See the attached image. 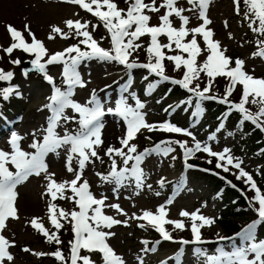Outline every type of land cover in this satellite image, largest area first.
Here are the masks:
<instances>
[{"label": "snow or ice", "instance_id": "obj_1", "mask_svg": "<svg viewBox=\"0 0 264 264\" xmlns=\"http://www.w3.org/2000/svg\"><path fill=\"white\" fill-rule=\"evenodd\" d=\"M65 2L77 5L98 18V24L102 23L110 36L111 47L105 49L100 46V43L92 35V32L97 30L98 24H91L88 21L82 23L80 20H66L65 24L69 30L68 32H63L61 28L54 26L52 32L59 34L63 39H67L73 34L76 37H82V39L77 44L70 45L63 51L51 55L48 54L43 42L35 38L28 25H25V29L32 37L31 43L25 42L19 30L11 25L7 26V31L13 42L7 48L2 49L4 53L11 56L14 49H22L25 53L34 54V59L30 61L32 68L30 70L25 69L23 74L27 76L29 71L38 72L51 85L52 93L48 97L49 102L44 106L50 112V115L47 118V127L43 129L42 139L35 138V131L32 134L33 140L29 147L33 151H25L21 148L20 141L23 140V137L16 132H12L8 140L11 151L0 149V264H4L5 260H13V256L8 249L14 245L2 232L6 228L8 218H18L14 207L17 196L15 190L18 185L26 182L33 175L39 177L43 174L47 181L45 194L50 197L47 211L51 224L59 231L63 227L61 220L67 221L74 234V239L69 242L70 255L67 258L64 257L59 248L51 253L62 264H68V261H70V264H78V261L81 260L83 264H94L88 255H80L81 249L87 250L89 253L97 251L101 253L103 264H125L123 258L115 253L107 241L109 237L115 235L110 231L113 226L128 225L131 219L146 221L165 241L172 240V236L166 231L164 224H172L175 229L184 230L183 220L166 219V206L173 203L172 197H169L165 204L159 205L155 214L150 210H143L142 215L138 216L133 213L131 217L121 221L104 213V208H111L127 216V213L118 203H106L108 199L106 194L102 193L100 198H97L90 190L89 182L83 179L87 164L91 163L93 159H101L99 151L104 145L102 131L105 127L103 117L108 114L119 117L126 126V132L123 137L119 138L121 147L117 148L109 145L104 150V155L111 161L109 171L106 174L96 173V175L100 177L104 184L113 185L112 191L117 195V198L121 188L133 183L136 190L143 189L145 174L141 164L149 154L159 153L167 156L174 151L172 145L177 144L182 149L185 168L190 169L195 166L189 164L188 160L194 153L203 152L209 157L216 158L217 169L228 173L231 166V168L238 170V174H232L236 176L237 180L243 179L249 190L255 193L249 199L248 206L256 213L257 219L249 222L232 236H218L215 241L218 246L214 254L209 255L201 248H196L195 253L205 257L204 264H264V238L258 239L259 226L264 224V193L261 192L253 176L242 167L243 161L232 156L229 148L225 147L219 152L214 151L208 143L199 141L192 131L179 127L170 121L148 123L145 119V113L141 111L145 105L134 92L129 93L135 102L134 106L128 103V96L122 95L115 102L114 108L109 107L107 109H105L95 90L92 91L89 99L84 104L71 98L74 96V89L77 86H86L78 71V67L83 61L96 59L116 62L127 69H147L150 74L159 77L157 81L149 84L148 89H154L160 82L170 81L172 84L179 85L191 93L187 100L180 103L192 104V99L195 97V109L192 116L197 122L204 112L202 101L216 100L218 103L228 106V111L224 114L225 117L234 110L238 111L242 117L241 123L250 121L261 131H264V78H255L247 73L244 70V61L239 58L235 59V66H231L232 60L225 55L226 49H221L220 42L213 39L214 33L208 27L211 21L207 17V9L211 0H187V4L191 6L188 9L178 7L179 0H163L159 7L156 6V0H151V3H145L144 0H125L128 5L126 10L120 9L114 0H65ZM233 4L235 11L239 14L241 0H233ZM243 4L245 6L243 19L248 21V27L254 33L264 36V0H243ZM160 8L166 9L165 13L160 16V24L150 25L151 17L146 14V11L158 13ZM185 11H198V19L202 20V23L189 28L190 19L189 16L183 14ZM173 15L180 21L179 28L173 26L170 19ZM89 29L92 31H89ZM144 35L150 36V43L145 49L148 54V62L139 63L137 60L130 59V57L142 47L137 41ZM161 35L167 36V44H161L158 41V37ZM189 35H191V39L185 42V37ZM198 36L202 37L206 46L205 49H201L197 39ZM54 38L52 35L49 36V39ZM101 39H104V37ZM80 45H84L86 50H82ZM173 45L175 49L186 53L187 57L185 58L181 54L166 56L162 49L173 50ZM256 46L257 51L252 53L253 58L258 56L264 59V40L258 39ZM205 50L208 55L205 61L199 64L197 57ZM165 59L174 62L176 70H179L183 65L182 78L175 79L164 74L163 61ZM10 63L18 66L21 61L17 58L16 60H10ZM53 64L63 65L62 84L66 86L63 90L56 85L54 78L47 72L48 66ZM201 73L206 74L208 83L202 89L199 83L191 86L193 81L200 79ZM13 77L14 73L12 71L5 72L0 69V81L10 82ZM217 77H225L229 81L223 97L211 94L213 83ZM238 84L242 86L241 98L239 102H233L229 100V96ZM124 91L127 92L128 89L125 88ZM12 94L20 95L18 86L10 85L0 89V96L5 101ZM146 94H150V92L146 90ZM248 103L257 105L258 110L253 113L246 107ZM69 108L75 114L74 116L66 114V109ZM169 109H173V106H169ZM169 109H165V111L168 112ZM70 121H74L78 127L74 131H69L65 127L64 134L60 135L57 128L61 126V122L66 124ZM223 127L224 124L221 123L217 131H220ZM141 129H147L149 132L160 130L167 133L183 134L190 137L193 144L189 146L187 141L167 139L160 141L150 149L138 152L136 144L131 142L136 139ZM214 140H216V134L212 133L208 136V141ZM62 148L66 149L65 167L68 172L74 174V178L71 181L57 182L54 178L55 173L48 171L49 165L46 162V157L49 154L58 156L59 150ZM116 157L122 160L123 166H118ZM172 159L174 160L176 157L173 156ZM74 160L76 168H73ZM130 162L131 166L129 167ZM211 162V160H208V163ZM9 165L15 170H11ZM203 171L210 170L203 169ZM213 174L219 176V173ZM226 182L231 187L236 188V185L232 184L231 181ZM159 183L161 187L164 186L163 180ZM147 187L151 189V185H147ZM179 187H182V183L177 185V188ZM69 192L71 195H66ZM136 194L139 195V191ZM159 194V192L156 193V195ZM221 195L222 190L217 193V198ZM242 195L245 194L242 192ZM58 197L73 200L78 210L73 209L71 212H67L64 209H59L57 211V205L53 201ZM245 198L248 199L246 195ZM204 206H207L206 203ZM180 216L189 218L192 221L191 232L193 234L192 241L182 240L180 241L181 244L212 243V241L202 240L200 229L204 226H212L216 218L200 214V209H196L191 213L182 209ZM198 221L199 223H197ZM31 224L46 236L50 243L61 244L56 233L53 232L50 235L43 225L38 222L37 218H33ZM138 226L144 228L145 224L141 223ZM160 242V240L155 241L149 248V242L142 241L145 245L143 251L155 252L156 245ZM226 248L230 250H226ZM24 251H29V249L25 248ZM182 254L183 249L173 257H169V259H174L176 264H180ZM38 255L41 254L38 253ZM137 259L139 264H144L142 257H137ZM161 264H167V261H161Z\"/></svg>", "mask_w": 264, "mask_h": 264}, {"label": "rangeland", "instance_id": "obj_2", "mask_svg": "<svg viewBox=\"0 0 264 264\" xmlns=\"http://www.w3.org/2000/svg\"><path fill=\"white\" fill-rule=\"evenodd\" d=\"M114 2L120 9L126 10L128 7L125 0H114ZM144 2L151 3V0H144ZM162 2L163 0H156V6L159 7ZM177 6L185 9L191 7L187 4V0H179ZM165 11L166 9L164 8H160L158 13L146 11V14L151 17L149 21L150 25H159L160 16ZM244 11L243 0H241L239 14L235 11L233 0H211L207 9V17L211 21L208 27L214 33L213 39L220 42L221 49H226L225 55L231 58V66L234 67L235 59L239 58L244 61V70L247 73L255 78H264V59L258 56L253 58L252 56V53L257 51L256 41L258 39L264 40V36L254 33L248 27V21L243 19ZM183 14L189 16V28L196 27L202 23V20L198 19V11H185ZM68 19L74 21L80 20L82 23L88 21L91 24H98V18L77 5L65 2V0H0V69L5 72L12 71L14 73V77L10 82L0 81V89L14 85L18 86L20 93L19 96L15 94L11 96L13 99L19 100L15 109L0 116V120H3L2 117L7 119L5 122H0V149L11 151L8 140L11 133L16 132L23 137V140L20 141L21 148L25 151H33L29 147L33 140L32 134L35 131V138L42 139L43 129L47 127V109L44 106L49 102L48 97L52 93L51 85L44 79L28 75L24 76L21 70V64L32 60L34 54L25 53L22 49H14L11 56L4 53L2 49L7 48L13 42L7 31V26L11 25L19 30L25 42L31 43L32 37L25 29V25H28L31 32L34 33L35 38L43 42L48 54L51 55L55 52L63 51L70 45L77 44L82 39V37H76L74 34L70 35L67 39H63L59 34L52 32L54 26H58L63 32H68L69 30L65 24V21ZM170 19L173 26L179 28V19L174 15ZM89 31L92 30L89 29ZM50 35L55 38L49 39ZM92 35L100 43L101 47L105 49L111 47L110 36L102 23L98 24L97 30L92 32ZM102 37L104 39H101ZM190 39L191 35L185 37V42ZM197 39L201 49H205L206 46L202 37L198 36ZM158 41L161 44H167V36H159ZM137 42L142 47L133 53L130 59L137 60L139 63H147L148 54L145 49L150 43V36L144 35ZM80 47L82 50H86L84 45H80ZM162 51L165 52L166 56L181 54L185 58L187 57L186 53L175 49L174 45L173 50L162 49ZM207 55V51H203L197 57V62L202 64ZM17 58L21 61L18 66L10 63V60H16ZM163 66L165 75L176 79L182 78L184 73L183 65H181L179 70H176L174 62L165 59ZM62 70V64L49 65L47 68L48 74L54 78L56 85L60 86L63 90L66 86L62 84ZM78 71L86 86H77L74 89L75 94L71 97L74 101L84 104L89 99L92 91L95 90L97 96L103 102L105 109L109 107L114 108L115 102L122 95L128 96V103L134 106L135 102L129 95V93L134 92L145 105L141 111L145 113V119L148 123L170 121L179 127L192 131L199 141L208 143L214 151L219 152L225 147L229 148L232 156L238 157L243 161L242 167L253 176L258 187L261 185L260 190L264 193V184H262L258 174L260 161L245 154L235 142L234 136L232 134L229 135L231 132H227L223 128L217 131V128L213 126V122L205 120L202 116L197 122L188 113L180 112L177 108H173L174 110L169 109V106H174L176 102L175 98L169 94H156L153 98V91L161 83L157 84L154 89H148L149 84L159 79L155 74H150L144 68L127 69L116 62L96 59L83 61L78 67ZM40 76L43 78L41 74ZM196 83H199L202 89L208 83L206 74L201 73L200 79L193 81V85L191 86H194ZM228 83L229 81L225 77L215 78L211 93L223 97ZM125 88L128 89L127 92L124 91ZM146 90L150 94H146ZM241 94L242 86L238 84L229 96V99L231 98V100L239 102ZM10 101L8 100L9 103H12ZM246 106L253 113L258 110L257 105L248 103ZM12 108L13 105L9 107V110H12ZM165 109H169V111L166 112ZM66 114L68 116L75 115L70 108L66 109ZM18 116L20 118L16 120ZM103 122L105 124L102 131L104 145L99 151L101 159H93L91 163L87 164L83 173V179L89 182L90 190L97 198H100L102 193L106 194L108 197L106 203H118L124 212L127 213V216L111 208H104V213L121 221L128 219L133 213L138 216L142 215L143 210H150L155 214L158 206L165 204L168 198L172 197L173 203L166 206V219L183 220L185 224L184 230L175 229L172 224H164L163 226L166 231L173 235L175 239V241H165L162 240L160 234L151 225H148L146 221L131 219L128 225L120 224L110 229L115 235L109 237L108 244L117 255L123 258L125 264H139L137 257H142L144 264H161V261L165 260L167 264H176V261L169 259V257H173L178 252L177 245L180 240H177V238L183 240L193 239L191 232L192 221L189 218L181 217L180 211L183 209L191 213L196 209H200V214L215 218L217 201L206 197V184L203 181L197 182L192 180L190 169L185 168L182 149L177 144L172 145L174 151L167 156L159 153H151L146 156L141 164V168L145 174V186L143 189L136 190L133 183L121 188L117 198V195L112 191L113 185L104 184L96 173L106 174L109 171L111 161L104 155V150L109 145L117 148L121 147L119 138L124 136L126 126L119 117L111 114L103 117ZM110 124L111 126H109ZM65 127L69 131H74L78 125L74 121L67 122L66 124L61 122V126L57 128V132L63 135ZM165 133L163 134L160 130L149 132L147 129H141L136 139L131 143L136 144L138 152L150 149L160 141L167 139L187 141L189 146L193 144L192 139L186 135L179 134L177 136L176 133ZM212 133L216 134V140L208 141V136ZM173 156L176 159L173 160ZM193 158L206 163H208V160H213L211 159L212 157L203 152H196V155L192 156ZM65 159L66 149L64 148L59 150L58 156L49 154L46 157V162L49 165L48 171L55 173L54 178L57 182L71 181L74 178V174L68 172L65 167ZM116 160L118 166H123V162L119 157H116ZM213 165L216 167V161ZM9 167L11 170H15L10 165ZM73 168H76L75 160L73 161ZM183 173H185L184 178L186 176L187 178H182ZM232 173L238 174V170L230 166L228 174L233 175ZM233 176L236 178L235 175ZM161 180L164 181L163 187L159 183ZM239 182L240 184L244 183L243 179L239 180ZM181 183L182 187L177 188V185ZM46 184L47 181L42 174L39 177L33 175L26 182L17 186L14 207L18 218H8L6 228L2 232L14 245L8 249L13 256V260H5L4 264H62L61 261L51 255L58 248L65 258L70 255V249L67 246V249L63 247L64 245L62 246V237H64L70 224L67 221L61 220L63 227L59 231L51 224L47 211L50 197L45 194ZM147 185H151V189ZM245 188L248 189L247 185ZM137 191H139V195L136 194ZM157 192L160 194L156 195ZM254 194V191L247 190L248 199H251ZM66 195L71 194L69 192ZM53 203L57 205V211L59 209H64L67 212H71L73 209L78 210V207L71 199H61L58 197ZM205 203L206 207L204 206ZM252 215L253 211L251 210L248 216ZM33 218H37L38 222L43 225L50 235L55 232L61 244L50 243L46 236L32 226L31 221ZM141 223L145 224L144 228L138 226ZM105 230L109 231L108 229ZM200 231L203 241H212V243H204L203 246L185 249L184 254L180 257V264H204L205 257L197 255L195 249L201 248L209 252L216 246L215 239L223 234L216 221L210 227H202ZM261 238H264V236L258 237V239ZM73 239L74 236L72 238L70 235L67 238L68 243ZM151 239L154 240L151 241ZM157 240L161 242L156 245L155 252L143 251L145 245L142 241H148V247L151 248L152 244ZM25 248L29 249V251H24ZM226 250L230 249L226 248ZM38 253L41 255H38ZM80 255H88L94 264H103L102 255L98 251L89 253L87 250L81 249ZM154 259L156 263H154ZM68 263L70 264V261Z\"/></svg>", "mask_w": 264, "mask_h": 264}, {"label": "trees", "instance_id": "obj_3", "mask_svg": "<svg viewBox=\"0 0 264 264\" xmlns=\"http://www.w3.org/2000/svg\"><path fill=\"white\" fill-rule=\"evenodd\" d=\"M162 89H164V91L166 90L170 96L179 98L180 101L187 100L191 95V93L181 88L179 85L172 84L168 81L162 83L154 95L159 94ZM18 102L19 101H13L11 104L14 109ZM181 106L185 110L184 112H193L195 109V97L192 99V104H182ZM202 107L204 109V119L213 122V126L216 125L219 127V125L223 123V129L227 132H231L236 140L235 142L241 147L244 153L261 162L258 168V174L262 184H264V132L250 121L241 123L242 117L238 111L234 110L226 117L225 115L223 116V113L225 114L228 111V106L226 104L218 103L216 100H206L202 101ZM196 161V159L191 160V162ZM197 164L202 167L210 166V171H203V169L206 168L199 169V171L197 169H191V178L193 181H203L206 184V197L217 201V213L215 218L223 234L229 236L237 232L243 225L253 221L254 219L248 216L250 208L245 195H242V192L236 188L231 187L226 182V179L221 178H231V176L226 173L219 174V176L213 174L215 172L212 163L198 161ZM236 183L239 184L237 181ZM221 190L222 195L217 198V193H220ZM68 232L69 231H66L64 237H62V246L65 245L64 247L68 245L65 244ZM258 233L259 235L264 234V224L259 226Z\"/></svg>", "mask_w": 264, "mask_h": 264}, {"label": "water", "instance_id": "obj_4", "mask_svg": "<svg viewBox=\"0 0 264 264\" xmlns=\"http://www.w3.org/2000/svg\"><path fill=\"white\" fill-rule=\"evenodd\" d=\"M22 65L24 66V70H25V69H29V70L31 69V68H29V67L27 66L26 63H23Z\"/></svg>", "mask_w": 264, "mask_h": 264}, {"label": "bare ground", "instance_id": "obj_5", "mask_svg": "<svg viewBox=\"0 0 264 264\" xmlns=\"http://www.w3.org/2000/svg\"><path fill=\"white\" fill-rule=\"evenodd\" d=\"M109 126H111V124Z\"/></svg>", "mask_w": 264, "mask_h": 264}]
</instances>
